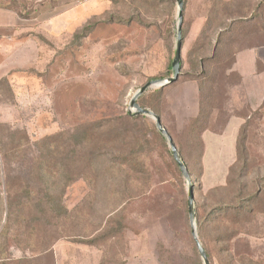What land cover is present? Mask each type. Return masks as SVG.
Returning <instances> with one entry per match:
<instances>
[{
	"label": "rangeland",
	"instance_id": "obj_1",
	"mask_svg": "<svg viewBox=\"0 0 264 264\" xmlns=\"http://www.w3.org/2000/svg\"><path fill=\"white\" fill-rule=\"evenodd\" d=\"M0 3L19 43L0 78V264H171L173 239L193 264L188 182L155 121L130 114L141 87L174 75L177 0ZM263 26L264 0H184L180 77L138 99L188 168L210 264H264V103L235 70ZM241 191L261 193L235 220ZM219 204L234 254L206 220Z\"/></svg>",
	"mask_w": 264,
	"mask_h": 264
},
{
	"label": "crops",
	"instance_id": "obj_2",
	"mask_svg": "<svg viewBox=\"0 0 264 264\" xmlns=\"http://www.w3.org/2000/svg\"><path fill=\"white\" fill-rule=\"evenodd\" d=\"M3 0H0L2 2ZM18 16L0 3V78L13 69L6 63L12 49L19 48ZM235 70L243 83V94L254 108L264 103V44L240 50L236 56Z\"/></svg>",
	"mask_w": 264,
	"mask_h": 264
},
{
	"label": "water",
	"instance_id": "obj_3",
	"mask_svg": "<svg viewBox=\"0 0 264 264\" xmlns=\"http://www.w3.org/2000/svg\"><path fill=\"white\" fill-rule=\"evenodd\" d=\"M178 4V28H177V45H176V50H175V56L172 62V68L174 70V75L173 77H170L166 80H154L148 82L146 85L141 87L135 95L132 97L131 102H130V107L133 111L130 112L131 115L133 116H146L155 121L156 128L158 131L167 139L172 155L177 162L179 168L181 169L185 179L188 182L189 185V190H188V204H189V217H190V224H191V229H192V235L196 243V247L198 249V253L203 261V264H210L208 255L206 253V250L204 249V246L202 245L199 235H198V229H197V217H196V210H195V196H194V190L193 186L190 183V174L188 171V168L186 167L184 161L182 160V157L173 141L172 136L168 132V130L164 127L161 118L153 111L142 108L138 104V99L144 95L147 91L151 89H163L167 87L170 84L175 83L179 77H180V70H181V60H182V47H183V42H182V23H183V5H184V0H177Z\"/></svg>",
	"mask_w": 264,
	"mask_h": 264
},
{
	"label": "trees",
	"instance_id": "obj_4",
	"mask_svg": "<svg viewBox=\"0 0 264 264\" xmlns=\"http://www.w3.org/2000/svg\"><path fill=\"white\" fill-rule=\"evenodd\" d=\"M255 21H256V18L253 15H251L250 17H244L243 21H241V22L240 21L237 22V20L231 19V21L229 22V25H227L225 28L220 29V32H219V34L217 36V40H216L217 44L218 45L220 44V40L226 34H230V32H232L234 30H237V32H238L239 30H241V28L248 29V27L251 26V24L254 23ZM263 27H262V30H264ZM262 34H264V31ZM236 56H237V54H236ZM136 118L137 117H133V119H136ZM176 147H177V145H176ZM240 193H241V196L238 195L237 198H239V200L241 202L243 201V203L244 202L249 203V205H235V206H233V209L235 210L234 211L235 220H237L239 218V216L242 212H248L250 214L254 213V208L252 206L255 204V200H257V198L260 196L261 191H252V192L248 193L245 198L242 196V191ZM228 207L229 206L226 204L217 205L208 214V217L206 220L214 222L213 225H216V229L219 232L217 235V241L219 242V244H227V245H224L222 247L223 250L225 252L234 254L235 243H233V242L237 238L239 231L236 229H233L232 231H228L226 228H223V219L225 218V214L227 212ZM236 223L237 222L235 221V224ZM200 228L201 227H199L198 229H200ZM185 234H187L186 238H187V241L189 244V249L191 250L190 259L193 262V264H200V260H199L200 255L198 253V249L196 247L195 240L190 235V231L188 229H187V231H185ZM172 242H173V249L170 251L172 253V261H171L172 263L171 264H187V260L189 259L187 248L182 249L180 247V245L176 242V239H173ZM204 249H205V247H204ZM206 253H207V251H206ZM207 255L209 258L208 253H207Z\"/></svg>",
	"mask_w": 264,
	"mask_h": 264
}]
</instances>
